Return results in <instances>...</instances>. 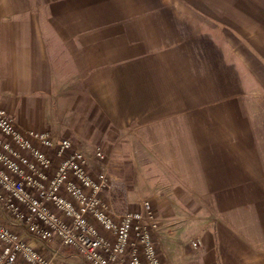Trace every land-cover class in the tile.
<instances>
[{"label":"crops","instance_id":"0c3cea01","mask_svg":"<svg viewBox=\"0 0 264 264\" xmlns=\"http://www.w3.org/2000/svg\"><path fill=\"white\" fill-rule=\"evenodd\" d=\"M0 107L101 145L165 264H264V0H0Z\"/></svg>","mask_w":264,"mask_h":264},{"label":"built area","instance_id":"2783aa9c","mask_svg":"<svg viewBox=\"0 0 264 264\" xmlns=\"http://www.w3.org/2000/svg\"><path fill=\"white\" fill-rule=\"evenodd\" d=\"M108 163L101 145L89 151L48 130L22 129L0 107V264H75L64 247L88 264H163L152 202L116 214L101 198L110 185ZM32 240L51 248L43 253Z\"/></svg>","mask_w":264,"mask_h":264},{"label":"rangeland","instance_id":"374dc122","mask_svg":"<svg viewBox=\"0 0 264 264\" xmlns=\"http://www.w3.org/2000/svg\"><path fill=\"white\" fill-rule=\"evenodd\" d=\"M74 142V141H73ZM74 144H75V142H74ZM107 156L108 157H110L108 154H107ZM58 162V159H54V164L56 165V163ZM110 163H111V159L109 160V173H110V177H109V183H110V185H109V187L112 189V190H114V189H117L118 190V188H116L115 187V181L117 180L116 178H114V177H112L111 175H112V173H111V170H110ZM115 187V188H114ZM111 190V191H112ZM119 192V191H118ZM103 193H105V192H103ZM117 194V193H116ZM105 202H107L109 205H110V208H111V210H112V212H114V213H116V214H122L123 212H125V211H133V210H138V209H140V207H138V208H132V207H122V203H121V197H115V198H113L112 199V197H104V196H102L101 197ZM149 200V199H148ZM143 201V200H142ZM142 201H140V206H141V204H142ZM115 219H116V217H114ZM96 227L104 234V235H106L107 233H106V231H104L100 226H98V224L96 225ZM157 229V228H156ZM155 231L156 230H152V237H153V241H154V243H155V236H154V234H155ZM108 236H110L109 238L112 240H114V237L112 236V235H108ZM156 245V244H155ZM157 248V247H156ZM71 250V249H70ZM69 250V251H70ZM70 252H73L72 250L70 251ZM159 252V251H158ZM160 254V253H159ZM80 256V255H79ZM81 258H82V260L84 261V259H83V257L82 256H80ZM160 258H161V255H160ZM85 262V261H84ZM127 262H128V260H123V261H120L119 262V264H127ZM161 262L163 263V264H165L164 262H163V260H162V258H161ZM86 264H88L87 262H85Z\"/></svg>","mask_w":264,"mask_h":264}]
</instances>
